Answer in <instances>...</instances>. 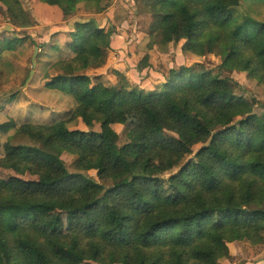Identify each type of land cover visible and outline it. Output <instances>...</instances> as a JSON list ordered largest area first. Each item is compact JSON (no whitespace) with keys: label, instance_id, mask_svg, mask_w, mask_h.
Returning a JSON list of instances; mask_svg holds the SVG:
<instances>
[{"label":"trees","instance_id":"trees-1","mask_svg":"<svg viewBox=\"0 0 264 264\" xmlns=\"http://www.w3.org/2000/svg\"><path fill=\"white\" fill-rule=\"evenodd\" d=\"M38 1L69 19L80 3L100 12L107 0ZM145 1L151 36L219 56V71L171 68L152 90L118 71V84L94 81L85 72L106 63L115 28L75 20L64 43L74 55L46 82L72 108L49 123L25 119L0 145V167L36 177L0 176V264H218L235 242L264 243V102L221 73L264 86V19L238 14L241 0ZM2 6L16 26L35 25L21 0ZM18 40L3 39L0 55ZM127 111L137 121L119 145L113 125ZM77 120L101 129L71 128Z\"/></svg>","mask_w":264,"mask_h":264},{"label":"rangeland","instance_id":"rangeland-1","mask_svg":"<svg viewBox=\"0 0 264 264\" xmlns=\"http://www.w3.org/2000/svg\"><path fill=\"white\" fill-rule=\"evenodd\" d=\"M21 1L35 20V25L30 28L16 26L6 13L5 6L0 8V42L13 37L20 39L12 49L5 50L0 55V145L6 142L8 136L25 119L34 123H49L65 117V112L72 108V98L60 89L47 87L46 82L58 73L53 66L56 61L74 55L64 47V43L75 20L94 19L107 30L115 28L111 39L112 50L106 63L85 72L94 81L102 80L107 85L118 84V71L125 76L122 83L127 80L146 90H152L162 85L171 68L202 63L206 68L218 72L222 63L221 58L214 54L199 56L183 51V40L165 43L161 36H151L152 17L145 11V0H107L99 6L105 7L100 12L96 4L82 2L76 16L69 19L63 16L58 5H48L38 0ZM236 12L262 21L264 4L260 0H241ZM39 46L41 48L34 66L32 59L35 47ZM221 73L238 81V92L249 99L256 98L264 102V86L250 78L247 72L223 70ZM136 121V116L127 111L113 125V137L117 144L127 142L125 127H133ZM69 126L85 131L101 129L99 124L88 127L81 120ZM61 157L68 164L69 170L75 171L71 164L73 155L64 152ZM84 173L97 179L95 170ZM11 175L24 179L36 178L28 172L20 174L0 167L1 177L8 178ZM239 246L238 251L242 254L232 252L230 257L220 259L218 264H264V243L251 245L243 241Z\"/></svg>","mask_w":264,"mask_h":264},{"label":"crops","instance_id":"crops-1","mask_svg":"<svg viewBox=\"0 0 264 264\" xmlns=\"http://www.w3.org/2000/svg\"><path fill=\"white\" fill-rule=\"evenodd\" d=\"M239 245H240V243H237V242L233 243L232 252H234V253H236V254H242L241 252L238 251V249L240 248ZM232 252H231V254H232ZM237 252H238V253H237Z\"/></svg>","mask_w":264,"mask_h":264},{"label":"water","instance_id":"water-1","mask_svg":"<svg viewBox=\"0 0 264 264\" xmlns=\"http://www.w3.org/2000/svg\"><path fill=\"white\" fill-rule=\"evenodd\" d=\"M38 51H39V47H35V52H34L33 59H32L34 66L36 65V57H37Z\"/></svg>","mask_w":264,"mask_h":264}]
</instances>
